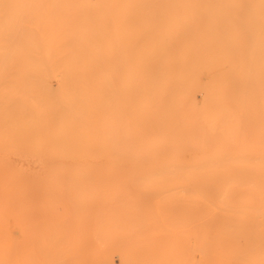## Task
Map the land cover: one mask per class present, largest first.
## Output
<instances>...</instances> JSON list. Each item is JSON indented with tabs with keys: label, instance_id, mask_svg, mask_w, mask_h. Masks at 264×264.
Here are the masks:
<instances>
[{
	"label": "bare ground",
	"instance_id": "1",
	"mask_svg": "<svg viewBox=\"0 0 264 264\" xmlns=\"http://www.w3.org/2000/svg\"><path fill=\"white\" fill-rule=\"evenodd\" d=\"M42 2L0 0V12L9 4ZM62 3L76 7L57 10ZM46 4L45 21L21 20L19 7L0 21V86L5 81L0 91L6 89L11 99L7 114L0 107L1 118L7 120L0 121V147L25 139L23 134L29 132L32 145L45 151L41 155L73 150L77 147L70 136L73 119L90 125L95 144L67 162L80 170L67 166L50 170L31 202L20 197L25 173L6 163L8 153L1 151L0 217H61L65 264H113L116 231L108 221L99 225L91 217H138L141 210L129 206L127 192L99 194L96 182L110 177L85 175L91 167L104 173L124 169L183 173L179 178L192 184L190 212L204 206L223 211L226 217H264V105L251 117L248 107L232 105L228 99L227 88L244 91L239 74L208 72V28L214 26L215 44L219 43L218 30L225 24L222 0H46ZM191 32L195 34L189 37ZM107 45L119 61L122 55V74L121 62L114 72L105 67ZM222 62L228 64L224 58ZM4 70L7 79L10 76L7 82ZM55 72L61 79L59 92L48 80ZM118 79L121 93L117 90L118 103L110 107L107 85ZM62 96L64 105L59 101ZM59 139L64 140L62 145L56 142ZM250 169H259L256 178L246 175ZM180 188L175 191L180 193ZM161 201L153 202L156 212L163 209ZM165 225L158 221V226ZM133 261L140 262V256Z\"/></svg>",
	"mask_w": 264,
	"mask_h": 264
},
{
	"label": "rangeland",
	"instance_id": "2",
	"mask_svg": "<svg viewBox=\"0 0 264 264\" xmlns=\"http://www.w3.org/2000/svg\"><path fill=\"white\" fill-rule=\"evenodd\" d=\"M41 1L45 2L25 3L17 6L16 4H9L3 12H0V21L9 17L13 9L18 7L21 10L19 13L21 20L45 21L48 6L46 0ZM208 1L214 2L216 0ZM69 5L62 3L57 7V10L76 7L75 5L69 7ZM222 8L225 24L218 30L219 43L215 44L214 26L210 25L208 28L209 43L206 48L209 60L208 72L210 74L213 72L229 75L239 74L244 91L240 92L237 88H233L232 92H229V88H227L228 99L232 105H245L249 108L248 111H252L251 117H256L255 108L264 105V101L261 99L264 94V0H222ZM191 33L189 37L195 34V32ZM231 35H234L235 38ZM104 54L106 57L103 62L105 67L114 72L118 68V63L121 62L120 73L122 74V55L119 61L116 53L109 51L108 45ZM222 58L226 59L228 64L223 63ZM115 65L117 66L116 69ZM3 72V78L7 82L10 76L7 79L8 72L6 70ZM48 80L53 90L59 92L60 76L55 72L48 76ZM4 83L5 81L1 84L0 90ZM118 84L119 79L114 80L111 85H107L110 107H115L118 103L115 102L117 93L119 91L118 94L121 93V90H118L120 89ZM6 91V89L0 91V103L2 105L0 107H2V112L7 114V107L11 105V99H8L9 93ZM32 100L33 103H37L39 97L35 96ZM65 100L63 96L59 99L63 105ZM20 102L25 103V99L22 97ZM0 121L1 123L7 121L6 116L1 118L0 115ZM22 126L25 129L28 128V124L23 123ZM69 127L70 136L74 138L77 147L73 150H64L61 154L58 151L53 153L47 151L41 155L40 153L45 151H39L32 145L29 141L32 134L29 132L23 134L25 139L9 140L5 148L0 147V153H2L1 151L8 153L5 162H12L14 168L22 169L26 175L24 180L25 192L20 194V197L31 202L30 197L40 189L41 181L46 177L48 178L51 174L50 170L62 169L67 166L71 156H78L82 151L93 149L95 142L92 140L90 125L73 119ZM56 142L58 145H62L64 140L59 139ZM248 157L255 158L254 154H248ZM230 158L234 159L233 156ZM67 167L72 168L67 170H80L69 165ZM88 171L84 173L87 176L108 175L110 177L104 181L96 182L100 184L99 189H96L100 190L99 194H105L109 191L112 194L114 192L117 195L118 193L122 195L127 192L129 206L131 208L137 206L143 215L140 216V213L138 217H91L96 218L95 222L99 225L108 221L116 231L117 239L113 241L112 245L113 264H264V217H252L250 214L247 217H226L223 211L209 207L204 208V206L190 212L189 194L192 184L190 181L184 182V179L179 178V175L181 176L183 173L168 172L166 175L167 172L124 169L120 170L121 175L119 170L118 172L104 173L106 171H96L94 167L89 168ZM229 171L231 170H227V172ZM247 171L246 175L252 178H256V175L259 174V169ZM149 175H153L155 178L148 179L147 176ZM115 177L116 179H114ZM215 182L217 188L220 181L217 179ZM101 183H103L102 186ZM177 188H180V193L175 191ZM186 188L189 190L186 191ZM217 189L215 191L219 192ZM131 193L132 195H129ZM153 199L154 201L156 199L157 201L162 200L163 206L161 205L160 208H163V211L159 209L160 211L156 212L157 209H152L154 208ZM164 202L165 204H163ZM186 203L190 210L185 207ZM143 207L144 209H142ZM158 221L160 225L168 223L169 225H165L168 229L164 226H158ZM152 225L155 227L153 228ZM157 226L159 228L156 229ZM172 229L175 231L171 233ZM147 230L149 231L145 232ZM142 233L144 234L142 235ZM128 235L129 237H127ZM155 235L156 237H154ZM118 239L126 241L121 240L122 242H119ZM65 241L61 217H0V264H65ZM157 250L159 251L155 252ZM248 251L249 253H247ZM137 254L140 256V262L133 261ZM149 258H151V262Z\"/></svg>",
	"mask_w": 264,
	"mask_h": 264
}]
</instances>
